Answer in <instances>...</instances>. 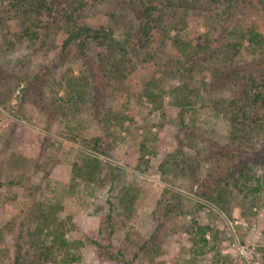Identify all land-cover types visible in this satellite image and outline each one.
Segmentation results:
<instances>
[{
  "label": "rangeland",
  "instance_id": "374dc122",
  "mask_svg": "<svg viewBox=\"0 0 264 264\" xmlns=\"http://www.w3.org/2000/svg\"><path fill=\"white\" fill-rule=\"evenodd\" d=\"M129 10L103 5L86 20L105 23L118 13L131 22ZM234 18L264 36V8L241 6ZM178 20L185 26L182 38L193 47L205 36L220 45L229 42L219 36L214 15H175ZM9 27L19 31L15 21ZM45 32L33 44L5 56L0 52V264H12L17 244L30 245L26 226L36 222L38 208L52 205L70 240H85L105 224L109 184L105 179L86 185L74 178V165H82L88 154L74 135L101 138L108 166L122 170L120 184L143 178L150 192L131 220L115 217L114 259L85 241L81 264H264V143L235 153L228 123L213 110L215 101L233 95L231 83L215 79L225 63L214 67L211 53L192 59L190 50L179 51L158 32L153 43L131 45L129 74L116 80L106 60L100 61L99 48H90L92 58L73 49L63 52L54 31ZM252 50L245 44L237 59L250 62ZM73 76L96 83L94 95L80 110L64 112L70 98L66 80ZM148 90L157 94L158 105L148 101ZM143 140L150 144L148 167L134 174ZM182 160L193 173L172 167ZM174 192L183 197L182 213L165 218L162 206ZM195 219L214 236H206L211 245L204 254L192 248L187 233ZM30 230L35 235L33 225ZM147 242L149 252L141 250Z\"/></svg>",
  "mask_w": 264,
  "mask_h": 264
},
{
  "label": "trees",
  "instance_id": "16d2710c",
  "mask_svg": "<svg viewBox=\"0 0 264 264\" xmlns=\"http://www.w3.org/2000/svg\"><path fill=\"white\" fill-rule=\"evenodd\" d=\"M103 5H112L120 11L130 9L134 18L126 22L118 13H111L107 22L89 24L86 19L93 10ZM246 5L264 8V0H0V37L4 42L0 52L3 56L15 52L20 45L33 44L45 36V31L53 30L63 52L73 49L81 56L92 58L90 48H99L100 61L105 59L113 78L121 80L129 74L126 59L131 45L134 48L144 47L149 42L153 43L155 33H163V37L179 51L189 53L190 50L192 59L199 53L208 56L211 53L218 63L214 67L225 63L224 70L216 73L215 79L231 83L233 95L229 99L215 101L213 110L228 123L229 138L237 146L235 153L240 149L255 151L256 144L264 143V36L253 26L236 23L234 13ZM175 15L181 19L189 15L198 19L214 15L220 25L219 36L226 37L229 42L220 45L219 40L205 36L201 44L193 47L191 42L182 38L184 22H175ZM13 21L19 26L18 32L10 30L9 22ZM173 31L174 35L171 36ZM245 44L253 49L250 62L237 59ZM66 83L69 89L65 94H69L70 98L65 103L64 112L78 111L81 104L93 98L96 83L77 80L74 76ZM146 96L150 103L159 104L154 92L148 90ZM71 139L88 152L82 165H74V178L84 181L86 185H97L107 179L109 209L105 224L97 230H90L85 240H70L63 231V223L54 215L52 205L48 206L50 210L38 208L36 222L31 220L26 226L32 242L27 247L17 244L12 264H81L80 250L85 241L96 247L101 255L114 259L111 255L114 251L115 217L131 220L148 202L150 192L143 178L120 184L119 173L122 170L108 166L101 138L86 139L74 135ZM149 152L148 141H141L140 159L133 168L134 174H144L148 167L145 157ZM183 162L175 161L172 167L189 171L187 166H181ZM106 169L108 171L105 173ZM246 169L248 172L245 175L249 176L252 170L248 166ZM240 178L244 179L241 175ZM182 200V195L174 192L162 206L163 216L167 218L182 213ZM214 203L220 208L217 202ZM31 225L36 229L35 235L30 234ZM211 232L210 226L193 220L187 232L192 240V248L200 254L206 253L211 245L206 236L212 235L214 239ZM148 245V242L145 243L141 250H147ZM150 249L152 247L149 246Z\"/></svg>",
  "mask_w": 264,
  "mask_h": 264
},
{
  "label": "water",
  "instance_id": "95a60500",
  "mask_svg": "<svg viewBox=\"0 0 264 264\" xmlns=\"http://www.w3.org/2000/svg\"><path fill=\"white\" fill-rule=\"evenodd\" d=\"M22 91V87L19 88V90L17 91L16 95H15V100H18V95L21 93Z\"/></svg>",
  "mask_w": 264,
  "mask_h": 264
},
{
  "label": "built area",
  "instance_id": "2783aa9c",
  "mask_svg": "<svg viewBox=\"0 0 264 264\" xmlns=\"http://www.w3.org/2000/svg\"><path fill=\"white\" fill-rule=\"evenodd\" d=\"M241 224H242L243 226H246V223H244V222H242ZM241 253H242V254H247V252L244 251V248L241 249Z\"/></svg>",
  "mask_w": 264,
  "mask_h": 264
}]
</instances>
